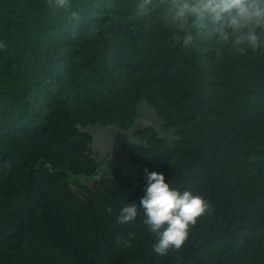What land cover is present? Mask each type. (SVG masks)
I'll use <instances>...</instances> for the list:
<instances>
[{"label": "trees", "instance_id": "obj_1", "mask_svg": "<svg viewBox=\"0 0 264 264\" xmlns=\"http://www.w3.org/2000/svg\"><path fill=\"white\" fill-rule=\"evenodd\" d=\"M54 2L0 0V264H264V38L240 55L158 0L147 15L144 0ZM141 102L175 138L137 130L131 174L78 126L131 128ZM145 170L214 209L165 256L142 210L117 221L141 207Z\"/></svg>", "mask_w": 264, "mask_h": 264}, {"label": "clouds", "instance_id": "obj_2", "mask_svg": "<svg viewBox=\"0 0 264 264\" xmlns=\"http://www.w3.org/2000/svg\"><path fill=\"white\" fill-rule=\"evenodd\" d=\"M148 3L151 0H144L138 15H147L145 5ZM158 4L181 29H186L191 22L205 29L209 40L217 44L231 43L240 55L245 54L246 48L257 49L258 42L264 38V0H158ZM54 6L66 11L71 8L70 0H55ZM70 17L79 20V13L71 11ZM192 43V35L186 33L184 48H190ZM0 47L6 46L0 44ZM145 179L147 186L140 200L141 207L124 204L117 221L120 224L133 222L142 210V222L157 241L153 245L154 252L165 256L169 251H179L199 219L211 215L214 209L202 196L172 187L160 173L145 170ZM106 211L112 213L113 209L107 207Z\"/></svg>", "mask_w": 264, "mask_h": 264}, {"label": "water", "instance_id": "obj_3", "mask_svg": "<svg viewBox=\"0 0 264 264\" xmlns=\"http://www.w3.org/2000/svg\"><path fill=\"white\" fill-rule=\"evenodd\" d=\"M141 127L140 124H136L131 128L122 129L109 124L103 127L89 128L78 126V129L81 133L91 137V151L96 157L107 160L112 156L116 164H121L126 156L124 145L132 141L136 131ZM110 180L111 177H100L99 180L96 179L92 189L95 190L100 183ZM78 193L87 201L91 200L89 196L84 195L82 192L78 191Z\"/></svg>", "mask_w": 264, "mask_h": 264}, {"label": "rangeland", "instance_id": "obj_4", "mask_svg": "<svg viewBox=\"0 0 264 264\" xmlns=\"http://www.w3.org/2000/svg\"><path fill=\"white\" fill-rule=\"evenodd\" d=\"M139 123L142 127L152 126L155 128L167 141H172L175 138L174 130H166L163 128V123L160 118H158L154 111L145 102H141L139 106ZM110 166H115L113 158L110 160ZM122 166H125L126 170L131 174H135V167L128 161L126 157L123 158L121 162ZM83 182L89 183L92 186L95 184L96 179H87L83 176L79 177Z\"/></svg>", "mask_w": 264, "mask_h": 264}]
</instances>
